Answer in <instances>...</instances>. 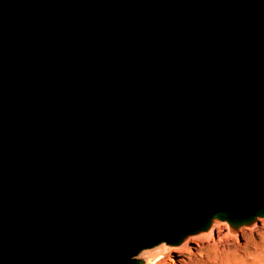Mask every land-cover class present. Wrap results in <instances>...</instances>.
<instances>
[{
	"label": "water",
	"instance_id": "95a60500",
	"mask_svg": "<svg viewBox=\"0 0 264 264\" xmlns=\"http://www.w3.org/2000/svg\"><path fill=\"white\" fill-rule=\"evenodd\" d=\"M261 219L264 0H0V264Z\"/></svg>",
	"mask_w": 264,
	"mask_h": 264
},
{
	"label": "bare ground",
	"instance_id": "6f19581e",
	"mask_svg": "<svg viewBox=\"0 0 264 264\" xmlns=\"http://www.w3.org/2000/svg\"><path fill=\"white\" fill-rule=\"evenodd\" d=\"M215 224L209 233L189 238L180 247L143 253L148 254L147 264H264V235L252 246L244 245L240 242L241 229L231 234L225 223L221 228Z\"/></svg>",
	"mask_w": 264,
	"mask_h": 264
},
{
	"label": "rangeland",
	"instance_id": "374dc122",
	"mask_svg": "<svg viewBox=\"0 0 264 264\" xmlns=\"http://www.w3.org/2000/svg\"><path fill=\"white\" fill-rule=\"evenodd\" d=\"M258 222L259 223H257V227H255V228H243V229H241L239 231L240 232V242L242 244L252 246L251 243L254 240H259V238L262 237V235H264V220H260ZM215 225H217L216 227L219 226L221 228L222 223H217ZM201 242H202L201 240H197V243L201 244ZM147 255L146 254H142L140 256V258L143 259V260H146L147 259Z\"/></svg>",
	"mask_w": 264,
	"mask_h": 264
}]
</instances>
